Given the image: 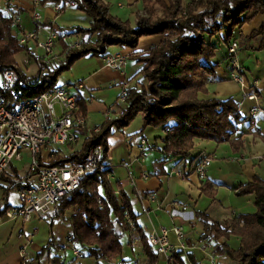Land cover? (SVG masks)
I'll return each mask as SVG.
<instances>
[{"label":"trees","instance_id":"16d2710c","mask_svg":"<svg viewBox=\"0 0 264 264\" xmlns=\"http://www.w3.org/2000/svg\"><path fill=\"white\" fill-rule=\"evenodd\" d=\"M5 1L0 0V74L6 70L17 72L24 82V86L19 87L20 98L37 95L52 87L58 76L78 58L85 55L102 57L110 45L135 48L140 37L161 35L158 45L151 47L146 55L135 58L141 65L138 74L146 80V85L131 86L114 119L107 118L98 131L82 130L85 137L80 148L62 157L56 154L50 165H79L95 145L101 146L105 162L111 129L122 130L139 113L143 119L140 133L147 126L164 130L160 148L164 157L184 159L195 139L229 142L234 150L241 147L240 138H233L241 118L239 104L233 98L198 99L197 93L206 90L207 81L215 72L217 63L212 58L219 45L223 42L228 54V48L235 40V29L262 13L264 0H141L142 13L136 14L133 25L112 16L102 0H40L41 5L68 1L90 22L87 27L74 29L84 41L79 49L62 51L63 60L56 64L52 62V69L42 66L31 76L16 65V54L26 47L10 33L2 9ZM156 5L161 8L162 15L149 18V13L153 14L152 7ZM222 30L226 31V38L220 41L218 34ZM78 102L84 113L80 98ZM110 173L109 166L86 172L79 187L65 194L47 215L64 217L68 211L65 217L71 224L68 236H72L86 256L94 257L96 261L109 262L121 257V239L127 233L129 244L139 241L144 259L142 264H157L160 254L149 246L148 234L146 236L136 222L138 215L133 210V201L117 182V187L112 184ZM17 174L14 169V177ZM0 180L15 187L14 179L7 174H2ZM203 185L211 184L204 181ZM10 187L3 190L4 196ZM237 193L252 194L256 210L253 213H236L224 222L223 227L204 212L194 211V217L203 225L201 236L212 242L214 254L225 255L239 264H264V178L254 175L249 182L241 184ZM206 194L214 197L215 191ZM9 207L10 204H4L0 215ZM125 214L131 218L133 226L127 223ZM232 235L240 239L237 249L230 248L227 243ZM50 246H54L53 238L38 253V260ZM53 248L49 264H60L62 260L55 254L57 248ZM183 254L191 263L194 262L190 253L181 250L173 252L174 261L184 264Z\"/></svg>","mask_w":264,"mask_h":264},{"label":"crops","instance_id":"0c3cea01","mask_svg":"<svg viewBox=\"0 0 264 264\" xmlns=\"http://www.w3.org/2000/svg\"><path fill=\"white\" fill-rule=\"evenodd\" d=\"M102 1L107 4L112 16L126 20L131 25H133L131 21H135L136 14L142 13L143 9L141 0ZM51 4L41 5L40 10L46 20L45 24L48 25L47 23H49L48 26L56 28L59 25L57 22L54 23V26L52 24L53 10ZM71 6L74 7L73 4ZM16 8L20 13L21 28L26 31L32 30L33 22L30 18V11L33 8L32 0H16ZM87 22L88 26L89 18H87ZM39 34H41V37L43 36L41 32ZM225 38L226 31H220L218 39L223 41ZM234 38L238 44L235 57L241 68L239 74L245 81L246 92L254 94L255 99L249 100L243 96L238 83L230 78L232 68L223 42L219 45L212 58V61L217 63L215 72L208 79L209 81H207L205 86L206 90L198 92L197 97L198 99L218 100L233 98L239 104L241 118L238 131L233 136V138H240L242 141V145L238 150H234L229 142L215 143L210 140L195 139L189 154L184 159H180L179 157H164L160 152L163 141L160 142V145L156 141L152 146H149L147 141L148 149L152 147V151L148 152L147 159L135 161L128 169L123 168L126 175L123 184L121 179H117L113 166L117 167L119 165L122 168V162H127L126 160L136 156V145L139 136L126 139L122 132L117 131L113 127L111 135L107 139L108 158L106 163L111 168L110 178H115V182L122 188L125 186L130 187L129 175H132L135 180V185H131V188L135 195L136 204L133 202V210L138 215L136 219L138 225L143 229L146 236L152 227L161 225L170 227L178 224L183 226L186 233L185 242L187 248L181 251L190 253L195 263L196 256L194 253L204 238L201 236L203 225L194 217V211L204 212L223 227L224 222L232 218L237 212V210L234 211L225 207L223 202L233 201L240 208L243 207V204L253 203L252 194H238V189L241 184L249 182L254 175L264 178V11L258 13L252 20L237 27L234 31ZM159 42L160 35L155 34L140 37L135 48L119 45L108 46L107 53L120 52L126 55L127 65L124 77L117 71L104 68L100 57L86 55L80 58L82 66L78 69L81 71L76 75V80L63 83L59 82L57 78V83L73 87L74 83L81 79L83 88L79 91L78 97L81 99L85 110V119L87 120L88 114L95 110H101L104 114L105 110L111 108V106L107 107L109 92L113 88L120 90V84L124 79L130 83V86L137 84L141 80H137L141 65L136 62L135 58L147 53L151 47L158 45ZM133 80L137 81L132 83ZM253 108H257V111L250 119L249 115ZM141 136L143 135L141 134ZM143 137L146 139L145 136ZM117 149L124 150L127 158L125 161L121 159L118 165L114 164L112 166L113 154ZM202 154H212L214 156L213 161L206 168V179L200 180L194 172L188 174L186 178L169 175L171 171L193 167ZM143 171L148 174L146 179L140 177V173ZM204 181L211 185L202 186ZM8 183V181L0 182L2 194L3 190L8 187ZM212 190L215 191V195L214 197H209L206 193ZM124 191L128 193L126 190ZM8 194L9 190L6 191L5 196H2V200H4V204L14 206L8 201ZM147 194L156 196L157 203H161L159 210L153 211L156 202L147 201L145 199ZM139 196L142 197L143 201H140ZM174 200L186 205L187 210L182 211L172 208L173 213L176 212L171 217L168 211L171 208V202ZM48 216L34 217L46 218ZM1 217L2 215H0ZM140 217L141 220L142 218L145 219V223L140 224ZM32 219L25 223L13 220V225L10 226V231L6 237L5 235L0 237V264H49V257L54 254V248L50 246L38 260L37 255L44 247L34 243L28 231L25 230V224L32 222ZM147 221L148 229L146 227ZM5 222L7 221L2 220L1 223L4 225ZM16 224L17 226H15ZM170 240L173 243H177L173 234L170 235ZM26 241L30 242L26 257L21 258L19 250ZM133 243H137V241L134 240ZM55 254L57 255V253ZM183 257H185L184 254L182 259ZM183 261L184 264L185 262L192 264L187 258L186 261L184 259ZM218 263L223 264L221 261H218ZM131 264L136 263L133 262Z\"/></svg>","mask_w":264,"mask_h":264},{"label":"built area","instance_id":"2783aa9c","mask_svg":"<svg viewBox=\"0 0 264 264\" xmlns=\"http://www.w3.org/2000/svg\"><path fill=\"white\" fill-rule=\"evenodd\" d=\"M53 18L66 7L71 5L65 1L52 3ZM33 8L30 11V18L33 22V29L26 31L20 26V13L16 8V0H6L2 6L3 13L8 20L10 33L17 39L20 45H24L27 55L34 57L37 70L42 66H50L56 54L53 49L57 43L62 47V51L77 50L84 41L76 32H62L57 28L46 25V20L40 10V0H32ZM39 32L43 36L39 37ZM76 39L71 41V37ZM42 51L41 55H34L29 43ZM238 44L234 40L228 48V57L231 64L230 78L238 83L240 90L247 99H255L254 94L246 92V84L240 76V64L236 60ZM59 56V55H58ZM102 66L119 72L125 76L127 57L120 52L107 53L100 57ZM29 63L27 58L23 59V64ZM24 82L19 79L15 70H6L0 74V176L7 174L14 179L15 188L18 193L19 204L6 209L2 218L4 221L19 220L22 223L28 222L34 216L42 217L50 213L58 204L60 199L68 192L79 187L80 179L86 172L108 167L103 160L102 148L100 145L91 147L83 163L79 165L67 164L65 166L50 165V161L60 151V146H71L79 140L83 131H98L100 126L89 128L86 124L84 113L80 110L78 102V93L83 88V81L77 80L73 87L67 84L55 83L47 90L31 96L20 98L19 87H23ZM127 80H122L120 84L118 105L127 99V90L130 88ZM109 108L104 111L108 117ZM257 108L250 112V119ZM148 149L147 140L139 137L136 145L137 154L127 162H122L121 166L128 169L135 161H143ZM24 154L29 156V164L23 168L16 177L13 175L12 161H21ZM214 156L212 154H202L193 167L183 170L169 172L179 178H186L188 174L194 172L200 180L206 179V168L211 164ZM17 170V169H16ZM18 172V171H17ZM140 177L146 179L148 174L141 172ZM129 182L135 185L133 176L129 175ZM1 182V180H0ZM140 201L142 197L139 196ZM145 199L149 202H156L154 210L161 208V203H157L154 194H147ZM180 209L186 211V205L177 200L171 202V208L168 211L173 217L175 212L171 209ZM125 220L130 226H133L131 218L125 214ZM173 234L177 243L170 240ZM186 233L183 226L173 225L170 227L158 226L152 227L148 236L147 243L158 254L164 256L165 264H178L174 261L173 252L185 250ZM205 241L208 249L212 248L210 241ZM67 242L72 248L75 258L85 257L86 253L77 246L72 236L67 237ZM29 241H26L19 250L21 258L26 257ZM197 246V245H195ZM210 264H219L215 262L212 255L207 254ZM111 264H129L123 259L113 258L109 261ZM60 264H66L61 261ZM100 264V263H97Z\"/></svg>","mask_w":264,"mask_h":264},{"label":"rangeland","instance_id":"374dc122","mask_svg":"<svg viewBox=\"0 0 264 264\" xmlns=\"http://www.w3.org/2000/svg\"><path fill=\"white\" fill-rule=\"evenodd\" d=\"M152 10H153V14L150 15V13H149V16H148L149 18L162 15L161 8L158 5H156L155 7L153 6ZM61 14H63V15L60 16ZM55 22H57L59 25L56 28H61L59 30H61L62 32H75L74 31L75 27H77V26L87 27V23H88L87 22V16L83 12L72 7L71 5L66 6L56 16V18L52 21L53 26H54ZM131 23L134 24V21L132 20ZM53 28H55V27H53ZM153 35H155V34H153ZM39 37L41 38V34H39ZM75 39H76L75 36L71 37V41H74ZM160 40H161V35H160ZM197 42H198V35H197ZM29 47L32 48L34 55H41L42 54V51L40 49L35 48V46L31 42L29 43ZM61 49H62V47L59 43H57L53 49V53H55L57 55L56 58H54L52 61L55 64L60 62L64 58V56L60 55V53L62 52ZM147 53L142 54V55H146ZM24 58H27L29 60V63L26 65L23 64ZM15 61H16V65L23 72H25V74H27L28 76L34 75L35 72L37 71V65H36V62L34 60V57H32L31 55H27L26 51H24V50H22L18 54H16ZM44 66H47V65H44ZM81 66H82V62H80V58H78L76 61H74V63L70 66L69 69L64 70L58 76V81L66 83L67 81L76 80L77 79L76 75L81 71L78 69ZM53 67H54V65L51 64L49 67L47 66V69L48 68L52 69ZM137 80H140V81L137 84H135L134 86H136V85L137 86H141V85L145 86L146 85V80H144V78L142 77L141 74L138 75ZM137 80H133L132 83H135V81H137ZM118 96H119V89L116 90L113 88L108 94L107 107L111 106V108H112L108 117H105L101 110H95V111L90 112L88 114L86 124L89 128H93L94 126H97V125L101 126L103 123H105L107 118H109V120H111L117 116L118 107H119ZM142 124H143L142 115L139 113L130 121V123L126 127H124L119 132H122V134L124 135V138H126V139L137 137V136L140 137V135L142 134L143 136L146 137L149 146H152V144L156 141H158L159 145H160V142H162V138H164V135H165V132L163 131V129L161 127L147 126L140 133V130L142 128ZM90 131H87V132H90ZM83 135L84 134L81 135V137L79 138L77 143H75L71 146L55 147V148L60 149V151L57 153V155L62 157L68 153H71L72 151L79 149L81 146V143L83 141V138L85 137V135L84 136ZM151 151H152V147L150 149H147V151L145 153L144 160L147 159V154H148V152H151ZM113 156L114 157H113V161H112V166L114 164L118 165V163L120 162L121 159H124L123 161H125V159L127 158V155L124 154V150H122V149L115 150ZM29 161H30L29 156L27 154H24V157L21 161H12V167H16L18 173H21L23 171V168H25L29 164ZM126 161H128V160H126ZM113 169L116 171L117 179H121V182L124 184L125 179H126V175H125V170L123 169V167L121 168L118 165L117 167L113 166ZM10 178H11V176H10ZM111 181H112V184L116 186V184H115L116 179L115 178L111 179ZM8 186L10 187L11 184L8 183ZM131 187H132L131 185H130V187L125 186L123 189L129 193L131 200L134 202V204H136L135 195L133 194ZM10 188L11 189L9 190L8 201L13 205H17V204H19V198H18L17 190L15 187H10ZM2 196H3L2 189L0 187V207H2L4 205V202H3L4 200H2ZM223 205L229 209L234 210V211L237 210L236 213H249V212L253 213L256 210L253 203L243 204L242 208H240L238 206V204L234 203L233 201H225V202H223ZM68 214H69V212L66 211L64 218L63 217L54 218L51 216H48L46 218L33 217L35 219H32L33 220L32 222L25 224V230L28 231V233L31 236V240H33L34 243H37L43 247H45L48 244V241L50 240V238H53V245L57 248V249H55V252L57 253V255H59L61 257V260H64V262L66 264H97V263L111 264L110 262H105L102 260L96 261V259L94 257H89V256L77 257V258L74 257L73 252H72V248L69 246V244L67 242V238H66L67 234L70 233V231H71V226L69 224V221H67L65 218V217H67ZM1 218H0V237H3L4 235L6 237V235L10 231V228H11L10 226H12L13 224H12V221L11 222L7 221L3 225V223H1L3 218H2V220H1ZM142 220L140 217V224H143V222L145 221L144 218H142ZM144 225H143V227H144ZM15 226H17V224ZM162 226H165V225H162ZM146 227H147V229L149 227L148 221H147ZM50 231H51V233H50ZM121 242H122V255H121V257H117V259L118 260L125 259V261L128 262L129 264H131L133 262L136 264H142L144 259H143V255L141 253V247L139 245V241H137V243L129 244L128 243L129 242V236L127 233H125L121 239ZM239 242H240L239 237L234 236V235L230 236L229 240L227 241L228 245L232 249H237L239 246ZM204 244H205V241L201 240L199 248L194 253L196 256V263L192 262V264H210V259H209V257L206 256L207 254L212 255L215 262L221 261V262H223V264H239L236 260H233V259H231L225 255L219 256L217 254H214L213 253V246L211 249H208V248H206V246ZM183 259L186 261L185 257H183ZM164 263H165L164 256L161 255L157 264H164ZM185 264H187V262H185Z\"/></svg>","mask_w":264,"mask_h":264}]
</instances>
